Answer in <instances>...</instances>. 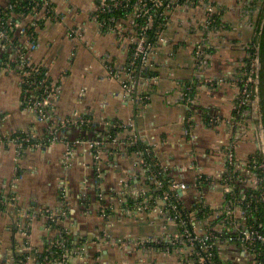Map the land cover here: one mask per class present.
I'll return each instance as SVG.
<instances>
[{"label":"crops","instance_id":"1","mask_svg":"<svg viewBox=\"0 0 264 264\" xmlns=\"http://www.w3.org/2000/svg\"><path fill=\"white\" fill-rule=\"evenodd\" d=\"M206 1L215 4L226 26L209 36L212 52L206 68H196L194 55L195 45L203 37L205 6L174 4L167 11L165 26L160 31L162 41L152 58L150 74L139 77L129 96L121 82L108 75L105 68L107 59L119 68L126 66L129 44L101 31L92 21L98 0H54L63 20L43 21L36 30L37 47L32 57L48 68L49 76L60 86L53 109L57 122L89 116L100 130L114 122L121 124L120 140L130 137L147 140L172 180L191 183L195 176V171L190 170L191 164L208 175L219 172L224 157L217 149L230 146L233 140L228 127L234 117L237 91L231 82L242 70L247 56L242 44L250 43L255 36V18L252 22L244 17L250 0ZM10 2L0 0V6ZM29 21L27 18L21 22L16 33L19 40L26 38L22 26H30ZM70 29L80 32L81 37L70 38ZM189 84L196 87L194 104L190 107L182 101V92ZM22 91L16 72L0 70V116L4 120L0 135L5 138L20 132L43 135L47 131L48 123L39 122L21 106ZM206 116L210 118L209 123ZM189 118H192L193 140L185 133ZM216 119L219 123L212 124ZM78 128L59 129L56 143L28 149L20 161L12 146L0 155V191L13 190L23 212L20 215L0 211V263L15 252H24L26 239L17 233L14 220L27 224L29 218H35L31 221L30 242L36 249L42 250L47 240L59 235V230H46L44 217L35 216L40 211L58 212L61 185L65 184L69 214L60 227L68 232L75 249L79 250L70 256L69 264H179L174 252L163 251L165 244L149 251L135 243L166 241L178 228L164 224L150 213L119 203V195L130 181L148 186L137 152L121 145L114 156L103 157L99 190L94 182L96 165L90 148L95 132L83 135ZM68 145L73 150L66 159ZM252 150L253 145L240 144L236 152L246 157ZM99 191L107 196L106 202L111 208L107 219L99 210ZM194 193L191 191L188 195ZM188 199L191 204L192 198Z\"/></svg>","mask_w":264,"mask_h":264},{"label":"built area","instance_id":"2","mask_svg":"<svg viewBox=\"0 0 264 264\" xmlns=\"http://www.w3.org/2000/svg\"><path fill=\"white\" fill-rule=\"evenodd\" d=\"M35 14L29 16L17 15L13 12L16 6L10 4L0 6V51L8 52L11 56L2 59L0 54V70H10L19 76L23 90L22 107L33 113L36 119L42 123H48L47 131L43 135L32 134L24 138L20 134L10 137L0 135V155L12 146L18 151L17 161H20L28 149L41 148L56 143L59 129L76 127H94V121L89 116H74L63 121L51 114L58 99L60 86L46 73L40 80L45 67L43 63L35 62L32 57L33 50L37 47L35 41L28 35L27 27L22 26V34L25 39L15 43L8 30H13L15 35L21 27V23L15 24L14 20L30 18L29 24L38 30L41 23L61 22L62 14L57 10L54 0H32ZM184 2L186 6L197 7L204 4V22L202 23V38L195 45V66L199 70L206 68L209 60L210 48L209 36L213 32L210 28L216 23V7L206 0H98L91 19L98 25L101 31L114 34L120 40H126L129 44L130 57L123 68L115 66L108 59L106 66L110 76L122 80L124 88L134 91L139 77L148 72L152 67V58L157 52L158 44L162 41L161 33L155 27L158 18L167 20V11L174 4L178 6ZM167 9V10H166ZM11 11V16L6 22L3 18L5 11ZM119 11L131 12L126 19H117L115 14ZM15 29V30H14ZM156 31V42H152L151 33ZM70 36L75 37L77 31L69 30ZM81 35V33H80ZM242 49L247 50V44H242ZM250 61L244 62L243 68L233 77L231 84L236 88L234 100V117L229 122L230 136L233 138L231 145L221 146L217 151L224 157L223 168L213 175L205 174L195 164H191L190 170L195 171L191 183L172 180L165 182L168 174L164 167L158 163L151 165L145 158L144 152H137L139 166L146 172L148 186H138L131 181L119 195V203L124 204L126 197L134 202L131 208L154 215L166 225H173L178 232L161 241L148 240L137 241V246L152 251L165 244L163 251L175 253L180 264H264V148L262 143L260 123L261 112L259 102V57L256 54L248 55ZM15 66L14 70L12 67ZM17 70V71H16ZM33 80V81H31ZM28 86V89L24 87ZM24 90H27L24 92ZM43 90L42 96L35 95ZM133 90V91H132ZM190 88L182 92V101L188 107L194 104V98L190 96ZM3 119H0V127ZM59 123V124H58ZM215 120L212 124H218ZM117 126L111 124L104 131L98 132L97 140L90 143L96 165L95 184L101 190L103 157L109 158L115 155L118 146H132L142 141L148 148L146 153L153 154L154 149L147 140L130 137L128 141L120 142V133L111 134ZM192 118L187 121L186 135L193 140L191 131ZM46 142V143H45ZM240 144L254 146L251 154L246 157L238 156L236 150ZM66 159L72 155L73 147L68 145ZM157 158V157H156ZM155 159V158H154ZM150 181V184H149ZM11 195L5 203L9 212L23 213L19 209V201L13 190H5ZM194 194L188 195L189 192ZM99 210L104 218H109L111 208L106 202L104 193L97 194ZM192 198V203L188 202ZM60 209L56 213L50 211L38 212V217L47 220L46 230L60 226L69 214L67 189L61 185ZM191 202V201H190ZM125 209V208H124ZM126 211L128 209H125ZM1 211V210H0ZM125 211V212H126ZM29 215L25 213L26 219ZM32 217V216H31ZM27 224H19L14 220L17 233L25 239L24 252L20 257L14 253L10 260L0 264H69L70 256L78 254L79 250L67 246L63 235H68L66 230L46 241L45 247L40 250L33 248L30 242L31 221ZM62 239V240H61ZM119 243H122L119 241ZM45 257H42V255Z\"/></svg>","mask_w":264,"mask_h":264},{"label":"trees","instance_id":"3","mask_svg":"<svg viewBox=\"0 0 264 264\" xmlns=\"http://www.w3.org/2000/svg\"><path fill=\"white\" fill-rule=\"evenodd\" d=\"M262 1V2H260ZM260 2V4H259ZM213 3V2H212ZM249 6H247L245 8L246 13H244V17L249 18L252 22L253 19L255 18V11H258V16L255 18V22H253V24H255V36L253 38V40L247 44L248 49L245 50L247 53L246 59L244 62H249L250 59L248 58L250 53L256 54V56L259 57V63H260V70H259V102H260V112H261V124L263 126L264 129V0H250L249 2ZM262 3V5H261ZM214 4V3H213ZM11 6H16L13 10V12L17 15H24V16H29V15H33L35 14L34 11V2H32V0H11L10 2ZM215 5V4H214ZM5 15L3 16L4 20L7 22L11 16V11H5ZM131 12H127V11H119L115 14L117 19H126L127 14H129ZM221 15L222 14H218L216 16V23L212 26V28H210L212 31L219 29L220 27L225 26V24L223 25V21L221 20ZM23 21V18L20 19H16L14 20L15 24L17 23H21ZM164 19L163 18H158V21L155 25V27L157 28V31H161L162 27L165 26V22H163ZM43 23H41L42 25ZM15 30V29H14ZM27 31H28V35L32 38L33 41H36L37 38V34L34 28H32L31 26L27 27ZM8 33L11 35V37L15 38V43H18L19 39L16 38L15 32L13 30H8ZM156 31H152L151 33V38H152V42H156ZM210 49V48H209ZM209 54L212 52L211 50L207 51ZM1 54V58L2 59H8L10 58V54L8 52H2L0 51ZM14 70L16 69L15 66L12 67ZM17 71V70H16ZM46 73H49L48 68H44L42 71V74L40 76L37 77L38 80L44 78L46 76ZM150 72H144L142 73V75H149ZM33 81V80H31ZM191 87V88H190ZM25 89H28V86L24 87ZM190 90V96L192 98H194L195 95V85H191L189 84ZM27 90H24V92H26ZM23 92V91H22ZM44 93V91L39 90L38 92H36L35 95L38 96H42ZM54 110H51V114H53ZM2 118V116H0V119ZM206 120L209 123L210 122V118H208L206 116ZM113 124H116L117 126H122L121 124L114 122ZM72 127H76V126H72ZM70 127V128H72ZM78 130L81 132V134L84 135V133H88V132H95V140H97V133L98 132H102L104 130H100L97 126L94 127H80L78 128ZM65 131V130H64ZM123 132V128L119 127V128H115L111 131V134H115V133H122ZM20 134L22 137L24 138H28L31 137L32 133L31 132H20L18 133ZM128 141V139L125 140H120L121 143ZM46 143V142H45ZM7 149V148H6ZM126 149L130 152H144L145 154V158L146 160L151 164V165H155L156 163H158V159L156 158V155L154 157V153L153 154H147L146 151L148 148L142 141H138L136 144L132 145V146H127ZM155 158V159H154ZM165 182L168 184L169 182L172 181V179L167 176V178L164 179ZM150 184V181H149ZM11 195L9 193H7L5 190L0 191V210L1 212H5L6 211V207H5V203L8 201V199H10ZM107 198V196H106ZM124 205L125 207H132L134 205V202L132 201V199L130 197H126L125 201H124ZM111 213V211L109 212ZM56 230L59 231H64L60 226H55ZM62 240V239H61ZM65 241V243L67 244V246H71L73 248H76V246L73 243V240L71 239V237L69 235H63V240ZM27 254H20V257H24ZM46 254L42 255V257H45Z\"/></svg>","mask_w":264,"mask_h":264},{"label":"rangeland","instance_id":"4","mask_svg":"<svg viewBox=\"0 0 264 264\" xmlns=\"http://www.w3.org/2000/svg\"><path fill=\"white\" fill-rule=\"evenodd\" d=\"M260 2H262V1H260ZM260 2H259V4H260ZM247 5V4H246ZM261 5H262V3H261ZM258 16V11H255V18ZM202 33V32H201ZM211 35V34H210ZM69 37L70 38H72L71 36H70V34H69ZM77 37H81V35H80V32H77L76 33V35H75V37L74 38H77ZM105 68H106V72L108 73V75L110 74V71L108 70V68H107V66L105 65ZM119 82H121V84H122V80H119ZM123 86V85H122ZM123 89H124V91H125V93L127 94V95H129V96H132V92H129V91H127L125 88H124V86H123ZM133 91V90H132ZM143 101H145V100H143ZM21 105H22V102H21ZM229 129V128H228ZM229 134H230V132H228ZM17 153H18V151L17 150H15V154H16V157L18 158V155H17ZM3 213H5V214H8L9 213V209H7L5 212H3ZM165 239V238H164ZM33 247V246H32ZM34 248V247H33ZM16 254H18V252L16 253ZM13 255L14 254H12V256H11V258L13 257ZM11 258H8V260H10ZM7 260V259H6ZM36 261H37V259L36 260H34L33 259V264H36ZM179 264H180V262H179Z\"/></svg>","mask_w":264,"mask_h":264},{"label":"water","instance_id":"5","mask_svg":"<svg viewBox=\"0 0 264 264\" xmlns=\"http://www.w3.org/2000/svg\"><path fill=\"white\" fill-rule=\"evenodd\" d=\"M259 70H260V63H259ZM260 131H261L262 143L264 148V129L261 123H260Z\"/></svg>","mask_w":264,"mask_h":264}]
</instances>
